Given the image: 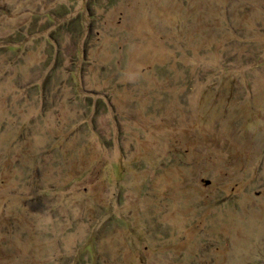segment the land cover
I'll return each mask as SVG.
<instances>
[{"label": "rangeland", "instance_id": "1", "mask_svg": "<svg viewBox=\"0 0 264 264\" xmlns=\"http://www.w3.org/2000/svg\"><path fill=\"white\" fill-rule=\"evenodd\" d=\"M0 264H264V0H0Z\"/></svg>", "mask_w": 264, "mask_h": 264}]
</instances>
